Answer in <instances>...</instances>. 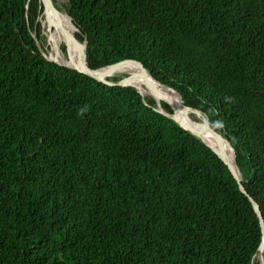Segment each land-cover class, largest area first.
Returning <instances> with one entry per match:
<instances>
[{"label": "trees", "instance_id": "trees-1", "mask_svg": "<svg viewBox=\"0 0 264 264\" xmlns=\"http://www.w3.org/2000/svg\"><path fill=\"white\" fill-rule=\"evenodd\" d=\"M43 9L0 0V264H259L228 165L155 98L47 59ZM66 9L92 68L142 61L209 115L264 216V0Z\"/></svg>", "mask_w": 264, "mask_h": 264}, {"label": "water", "instance_id": "water-1", "mask_svg": "<svg viewBox=\"0 0 264 264\" xmlns=\"http://www.w3.org/2000/svg\"><path fill=\"white\" fill-rule=\"evenodd\" d=\"M41 2L44 7L41 18H43L44 16L45 20L48 21V25L45 26L44 20H42L43 29L46 27L48 30L47 44L43 46L38 41L39 48L43 53V55L51 61H55L61 65L67 66L81 73L87 74L108 85H112V86L117 85V86L134 88L143 96L146 104H148L147 97L151 96L155 98L157 103L156 106H154V108L156 110L165 114L171 119L175 120L181 127L188 130L196 137L200 138L214 152H216L219 155V157L228 165L229 169L237 179L241 191L244 192L249 197L250 201L254 206L255 211L257 212L262 229V242L258 250L260 251L261 249H264V216L261 210V206L257 202V200L247 191L245 185L243 184V176L240 170H239L240 173L238 174L236 166L230 159V155L228 154L226 149L227 144H229L233 149L235 156V163L237 165L236 154L232 144L221 132L217 131L212 127L209 115L198 108L187 105L183 95L178 89H176L173 86L163 84L159 80L154 78L152 73L146 68V66L142 61L135 59H124L116 63L103 66L101 68H97V69L92 68L88 62L87 37L85 38L84 41L80 40L77 37L76 32L74 33L69 32L65 27H62L56 21L50 18V14H53V16H58L60 14V9L56 6L54 0H41ZM68 15L72 19L74 26L79 31L78 27L74 23V20L69 12ZM52 25L58 26V28L62 31L64 35L63 44L65 46V49L63 48V46L60 47L59 45L57 48H55L58 51L60 50L62 51V53L60 54L61 56L60 59L53 57L54 46L52 45L51 38L49 37V32L51 30ZM72 42L75 43L76 47L78 48L79 55L72 53L73 52L71 50ZM124 62L136 63L140 67V76L133 77V75L130 72H127L123 75V77H120L119 73H116V71L118 70V66ZM115 76L119 78L116 80L113 79V77ZM154 83L161 84L163 87L173 90L174 92H177L178 95L180 96V101L176 102L171 98H169L166 95V93L162 89L156 87ZM162 101L167 103L171 107L172 111L166 110L161 103ZM188 112L195 113L199 117L198 120L195 121L194 119H192L189 116ZM200 121L203 123V126L200 125ZM207 136H211L215 142H218V146L215 147L212 143H210Z\"/></svg>", "mask_w": 264, "mask_h": 264}, {"label": "bare ground", "instance_id": "bare-ground-1", "mask_svg": "<svg viewBox=\"0 0 264 264\" xmlns=\"http://www.w3.org/2000/svg\"><path fill=\"white\" fill-rule=\"evenodd\" d=\"M42 12V11H41ZM50 18H52L54 21H56L59 25H61L62 27H65L69 32L74 33L75 32V27L73 25V21L70 18V16L68 15L67 12L61 11L60 10V14L58 16H53V14H50ZM42 20H44L45 26L48 25V21L45 20L44 16L42 18ZM53 23V22H52ZM48 32V31H47ZM49 37L51 38L52 41V45L54 46L53 49V57L60 59L61 56L60 54L62 53V51H58L55 48L58 47V45L61 47L63 46L62 43H64V35L62 33V31L58 28V26H53L51 27V30L49 32ZM71 50L73 51L72 53H75L76 55H79V50L76 47L75 43L72 42L71 45ZM130 72L133 77H139L140 76V67L133 62H124L122 64H120L118 66V70L116 71V73H127ZM156 87H158L159 89H162L166 95L171 98L172 100L179 102L180 99L177 95L176 92H174L173 90H170L168 88L163 87L161 84H156L154 83ZM189 116L194 119L195 121L198 120V116L195 113L192 112H188ZM200 125L203 126V123L200 121ZM208 140L210 141V143H212L215 147L218 146V142H215L214 139L211 136H207ZM226 149L228 154L230 155V159L231 161L234 163V165L236 166L237 172L238 174L239 172V168L237 167L236 163H235V156H234V152L233 149L231 148V146L229 144L226 145ZM258 254H262L264 255V249H261Z\"/></svg>", "mask_w": 264, "mask_h": 264}, {"label": "rangeland", "instance_id": "rangeland-1", "mask_svg": "<svg viewBox=\"0 0 264 264\" xmlns=\"http://www.w3.org/2000/svg\"><path fill=\"white\" fill-rule=\"evenodd\" d=\"M55 1V4H56V6L61 10V11H64V12H67L68 13V11H67V9H66V3H67V0H54ZM43 31H44V36H45V45L47 44V35H48V30H47V28L45 27L44 29H43ZM78 32V30L76 31V33ZM42 44V43H41ZM63 44V43H62ZM64 45V44H63ZM123 73H121V74H119V76L120 77H123ZM256 261H258L259 262V264H264V255H262V254H256Z\"/></svg>", "mask_w": 264, "mask_h": 264}, {"label": "clouds", "instance_id": "clouds-1", "mask_svg": "<svg viewBox=\"0 0 264 264\" xmlns=\"http://www.w3.org/2000/svg\"><path fill=\"white\" fill-rule=\"evenodd\" d=\"M259 252V251H258Z\"/></svg>", "mask_w": 264, "mask_h": 264}]
</instances>
